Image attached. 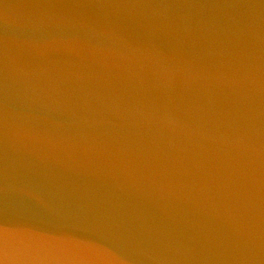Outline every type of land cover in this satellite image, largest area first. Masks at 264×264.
Masks as SVG:
<instances>
[{
    "label": "water",
    "instance_id": "obj_1",
    "mask_svg": "<svg viewBox=\"0 0 264 264\" xmlns=\"http://www.w3.org/2000/svg\"><path fill=\"white\" fill-rule=\"evenodd\" d=\"M0 264H264V0H0Z\"/></svg>",
    "mask_w": 264,
    "mask_h": 264
}]
</instances>
